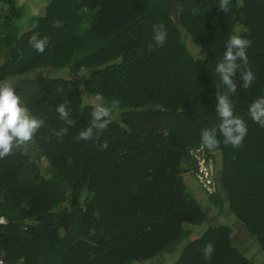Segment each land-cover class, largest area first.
Masks as SVG:
<instances>
[{
    "label": "trees",
    "instance_id": "trees-1",
    "mask_svg": "<svg viewBox=\"0 0 264 264\" xmlns=\"http://www.w3.org/2000/svg\"><path fill=\"white\" fill-rule=\"evenodd\" d=\"M16 14V0H0V83L10 80L43 124L0 157L3 264H154L165 254L170 264H257L235 244L231 221L264 255V126L248 113L264 97V0H44L25 31ZM156 24L167 32L162 46ZM232 34L250 41L254 81L240 88L237 73L229 97L247 134L239 146L219 133L205 146L219 153L218 172L215 191L198 186L197 197L184 173L201 130L220 123L215 98L226 90L214 68ZM33 36L47 39L44 52ZM97 95L118 110L78 139ZM214 208L226 220L208 221Z\"/></svg>",
    "mask_w": 264,
    "mask_h": 264
},
{
    "label": "clouds",
    "instance_id": "clouds-1",
    "mask_svg": "<svg viewBox=\"0 0 264 264\" xmlns=\"http://www.w3.org/2000/svg\"><path fill=\"white\" fill-rule=\"evenodd\" d=\"M223 12L227 11L226 3H221L218 7ZM153 40L156 46H162L166 39V29L163 24H156L152 27ZM32 47L37 52H44L47 44L46 38L37 39L35 36L31 40ZM250 41L239 34H232L225 43V50L219 61L216 62L214 72L226 91H219L215 98V112L220 119L217 128H205L201 130V142L207 147H216L219 136L223 137L225 144L239 146L247 134V125L244 120L234 115L233 104L230 94L237 92V83L233 77L239 73V87L246 89L254 81V74L247 67V52ZM118 101L105 103L103 98L97 95L91 103V122L78 132V139L88 140L93 137L94 130L102 131L112 122L113 113L118 110ZM56 111L61 119L71 124L68 119L69 113L64 103L56 107ZM249 116L253 121L264 126V97H258L248 107ZM43 124V120L30 114L24 106L15 87L9 82L0 83V157L8 155L14 147L29 142L34 133ZM62 129L61 132H66ZM102 148H107V142L101 144ZM213 160L216 176L218 168L214 158L215 151L207 148ZM193 175V167L188 171ZM195 180V178H194ZM197 183V182H196ZM199 186V185H198ZM200 187V186H199ZM213 249L211 244L205 247V258H210Z\"/></svg>",
    "mask_w": 264,
    "mask_h": 264
},
{
    "label": "rangeland",
    "instance_id": "rangeland-1",
    "mask_svg": "<svg viewBox=\"0 0 264 264\" xmlns=\"http://www.w3.org/2000/svg\"><path fill=\"white\" fill-rule=\"evenodd\" d=\"M16 7H17V14L15 25L18 27L20 31L27 30L32 22L33 16H39L44 12V0H16ZM59 74L66 73L65 70L58 71ZM5 82H10V80H6ZM93 99L88 98L87 102H90ZM215 162L219 161V153H216L212 156ZM184 180L188 185L190 191L197 197L202 195L201 189L198 187V184L192 177L191 173L188 171L184 174ZM61 205L59 208H61ZM226 215L222 214L219 215L217 213V209L214 208L209 212V219L208 221H212L220 223L226 220ZM229 217V216H228ZM232 219H230L231 221ZM208 221L201 226L194 229L193 236H198L202 231L208 226ZM229 221V220H228ZM232 226H235V231L233 233V240L236 245H243L246 254L250 255L251 258L257 260L258 263L264 262V255L258 249V246L253 242L249 237H247L243 231L240 230L239 226H237V222L231 221ZM175 257L169 255H162V257L158 258V262L154 264H170Z\"/></svg>",
    "mask_w": 264,
    "mask_h": 264
},
{
    "label": "built area",
    "instance_id": "built-area-1",
    "mask_svg": "<svg viewBox=\"0 0 264 264\" xmlns=\"http://www.w3.org/2000/svg\"><path fill=\"white\" fill-rule=\"evenodd\" d=\"M189 156L193 163V175L197 184L208 192H214L216 169L207 148L199 144L189 150ZM2 221L0 218V222ZM0 264H3L1 259Z\"/></svg>",
    "mask_w": 264,
    "mask_h": 264
},
{
    "label": "crops",
    "instance_id": "crops-1",
    "mask_svg": "<svg viewBox=\"0 0 264 264\" xmlns=\"http://www.w3.org/2000/svg\"><path fill=\"white\" fill-rule=\"evenodd\" d=\"M185 174V173H184Z\"/></svg>",
    "mask_w": 264,
    "mask_h": 264
}]
</instances>
